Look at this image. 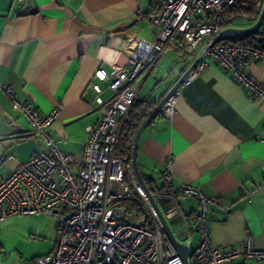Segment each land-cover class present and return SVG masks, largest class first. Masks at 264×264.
Masks as SVG:
<instances>
[{
    "label": "crops",
    "instance_id": "obj_1",
    "mask_svg": "<svg viewBox=\"0 0 264 264\" xmlns=\"http://www.w3.org/2000/svg\"><path fill=\"white\" fill-rule=\"evenodd\" d=\"M30 8L33 13L18 15L12 0H0V82L11 85L17 100L30 102L41 113L58 109L51 133L58 149L72 154L80 169L88 127L111 97L94 72L101 68L116 76L126 70L125 45L136 37L154 40L159 27L151 18L156 10L151 0H31ZM255 42L264 46V41ZM163 56L135 84V99L151 101L153 108L189 66V60L177 54L188 64L176 71L171 66L158 86L156 77L149 83L154 68L164 71L172 64ZM244 68L264 87V59H249ZM93 83L102 89L101 105L94 100ZM43 149L21 110L0 93V154L11 155L0 163V182ZM136 160L153 189L162 187L161 171L171 161L172 184L164 188L166 194L153 197L179 241L184 242L186 232L192 237L190 248L198 243V200L179 193V183H186L216 199L206 213L214 246L231 248L250 235L255 246L264 249V99L251 96L230 71L210 61L183 85L172 118L159 111L141 132ZM42 218L11 216L0 224V264H28L36 257L26 256L23 244L43 232ZM56 229L54 221L56 236L45 254L53 249Z\"/></svg>",
    "mask_w": 264,
    "mask_h": 264
},
{
    "label": "built area",
    "instance_id": "obj_2",
    "mask_svg": "<svg viewBox=\"0 0 264 264\" xmlns=\"http://www.w3.org/2000/svg\"><path fill=\"white\" fill-rule=\"evenodd\" d=\"M30 1L12 0V4L18 12H27ZM234 3L235 0H151L156 10L151 21L159 27L154 40L136 37L125 45L128 67L118 75L109 76L101 68L94 72L95 78L106 84L111 97L97 122L88 127L80 169H76L72 154L58 149V140L51 133L58 109L41 113L30 102L17 100L11 85L0 82V93L21 110L31 133L45 147L16 165L0 182V224L11 216L40 214L56 223L53 249L30 259L28 264H184L136 181L130 159L122 163L115 157L118 123L126 119L136 98L135 84L167 52L187 58L189 65L197 59L198 62L163 103L160 113L166 119L175 113L181 87L195 79L210 61L230 71L234 81L251 96L264 99V87L244 68L249 59H264V46L245 39L213 43L219 32L234 22L230 19L223 26V13ZM91 87L95 102L103 104L100 85L93 83ZM10 156L8 151L2 152L0 163ZM172 178L171 161L167 160L160 174L161 185L170 187ZM179 193L196 198L199 205L198 243L192 252V237L186 232L184 235L189 264H233L237 259L264 264V249L257 248L250 235L231 248L211 243L206 213L215 198L186 183H179ZM136 196L148 209L151 226L120 205L122 200Z\"/></svg>",
    "mask_w": 264,
    "mask_h": 264
},
{
    "label": "trees",
    "instance_id": "obj_3",
    "mask_svg": "<svg viewBox=\"0 0 264 264\" xmlns=\"http://www.w3.org/2000/svg\"><path fill=\"white\" fill-rule=\"evenodd\" d=\"M260 9V0H235L234 5L223 13V26L226 24V21L230 19L235 21L242 17L250 23H253L258 17ZM260 37L262 38V41H264V31L258 33L257 37L252 36L245 40L255 42L256 40L258 41ZM152 108L153 103L151 101L135 99L126 119L121 123L118 142L115 148V157H117L122 163H125L130 159L131 140L139 125L147 117ZM164 188L165 187L163 186L156 189L149 187L153 195L166 194L167 191ZM120 205L127 212L134 213L138 220H143L148 226H151V215L146 211V207L137 196L131 199L122 200Z\"/></svg>",
    "mask_w": 264,
    "mask_h": 264
},
{
    "label": "water",
    "instance_id": "obj_4",
    "mask_svg": "<svg viewBox=\"0 0 264 264\" xmlns=\"http://www.w3.org/2000/svg\"><path fill=\"white\" fill-rule=\"evenodd\" d=\"M33 9H29L27 12L20 11L18 12V15H26L33 13ZM264 24V0H262V6L259 11V15L257 19L247 28H235V27H227L222 29L219 34L214 39L213 43H217L220 41H235V40H243V39H249L252 36H256L258 34V31L261 27V25ZM259 42L262 41V38L260 37L258 39ZM198 59L192 62L181 74L179 79L174 83V85L167 91V93L160 99V101L155 105V107L150 111V113L147 115V117L141 122L138 129L136 130L132 143H131V151H130V162L133 174L135 176L136 181L138 182L143 194L145 195L148 203L150 204L151 208L159 218L161 224L164 227L165 233L168 236L173 248L175 251L179 254L181 260L184 264H189L188 262V252L189 248L187 245L182 243L181 241L177 240L171 231L169 225L167 224V221L165 220V217L163 216L159 205L157 204V201L153 197L152 192L150 191L149 187L147 186V183L144 179V177L141 175L137 160H136V149H137V143L138 139L140 137L141 132L143 129L147 126V124L158 114L160 111L163 103L166 101V99L173 93L175 89H177L180 84L182 83L183 79L187 76V74L195 67L197 64Z\"/></svg>",
    "mask_w": 264,
    "mask_h": 264
},
{
    "label": "rangeland",
    "instance_id": "obj_5",
    "mask_svg": "<svg viewBox=\"0 0 264 264\" xmlns=\"http://www.w3.org/2000/svg\"><path fill=\"white\" fill-rule=\"evenodd\" d=\"M251 24L252 23H250L249 21H247L246 19L242 17V18L236 19L231 25H229V27L247 28ZM163 57H164L163 58L164 60L168 59L170 63L172 64L171 65L166 64V68L164 67L165 69L164 71L159 70L158 68H154L153 72L150 75L149 83H152L153 77H156L157 86L158 84L162 82V80H165L166 77L172 72L171 66H175L174 67L175 69L173 70L176 71V69L180 70L182 69L183 66L188 64L187 60L184 61L183 59L179 58L177 54L167 52L164 54ZM174 59L176 62L173 63L172 61ZM145 89H147V86L145 87ZM146 211H148V209ZM42 222H43V228H44L43 232L40 235L34 236L33 239H30V240L26 239L24 241L23 250L25 251L26 256L32 257V256H41L45 254L49 250L56 236V231L54 230V221L50 219L48 216H45V218H42ZM176 237L177 239L181 240L178 235H176ZM194 248H195V245L192 244L191 252L194 250ZM244 264H257V263L254 262L253 260L248 259V260H244Z\"/></svg>",
    "mask_w": 264,
    "mask_h": 264
},
{
    "label": "bare ground",
    "instance_id": "obj_6",
    "mask_svg": "<svg viewBox=\"0 0 264 264\" xmlns=\"http://www.w3.org/2000/svg\"><path fill=\"white\" fill-rule=\"evenodd\" d=\"M139 192H140V190H139ZM141 193V192H140Z\"/></svg>",
    "mask_w": 264,
    "mask_h": 264
}]
</instances>
